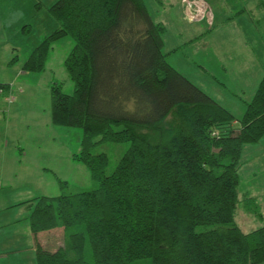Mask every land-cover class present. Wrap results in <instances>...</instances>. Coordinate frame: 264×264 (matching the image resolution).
<instances>
[{
    "label": "trees",
    "instance_id": "1",
    "mask_svg": "<svg viewBox=\"0 0 264 264\" xmlns=\"http://www.w3.org/2000/svg\"><path fill=\"white\" fill-rule=\"evenodd\" d=\"M49 10L59 26L22 70L43 71L53 44L73 39L64 67L74 91L51 85V120L83 128L73 159L98 185L28 201L36 239L62 226L67 241L50 251L37 240V264L263 263L264 225L245 232L235 213L243 147L264 136V76L239 119L167 61L166 27L144 0H57ZM103 142L129 144L108 175L109 155L91 152Z\"/></svg>",
    "mask_w": 264,
    "mask_h": 264
},
{
    "label": "rangeland",
    "instance_id": "2",
    "mask_svg": "<svg viewBox=\"0 0 264 264\" xmlns=\"http://www.w3.org/2000/svg\"><path fill=\"white\" fill-rule=\"evenodd\" d=\"M55 1L57 0L17 1L18 7H20L21 11L23 10L26 23L20 26L21 35H12L8 43L11 47H16L11 57L17 56V59L11 63L10 70L7 71L9 73L7 75V81L9 83L13 81L15 84L13 104L9 103L7 101L8 99H4L5 96L7 97V94L0 95V108L5 109L4 112L0 110V120H8V132L4 136L3 141L4 145H7L10 150L9 154L11 153L9 155L8 166L17 164L12 157L14 150L18 151V155L21 154L22 150H25L21 160L24 165L19 167L17 164L13 168L19 171V177L14 182H4L1 187L2 189L0 188L1 195L2 197H6L10 202L7 210H12L10 212L13 213L20 208L21 213L24 212L27 216L32 211V206L28 205L29 203L13 205L20 201H27L30 198L33 199L40 195V193H49V196H58L63 192L69 193L82 189H91L98 185V181L92 177L89 168L84 163L73 159V155L82 150L83 128L78 126H57L51 123V85L55 82L59 83L62 91L67 94H72L74 91V83L70 79L63 64L66 55L74 46L73 39L67 36L53 44L49 52L48 65L45 70L41 72H28L23 70L15 79V70L18 66L22 65L34 48L59 26V22L49 10V7ZM144 1L147 4L149 2V0ZM154 1L156 2V0ZM9 13L11 15L15 14L14 11H10ZM65 38L67 39L65 40ZM67 40H70L69 43L66 42ZM3 54L4 51L1 49L0 55L2 57H4ZM14 65L17 66L12 68ZM185 76L200 88L203 87L204 81H207L206 86L209 87L207 88L209 90L204 91H210L215 97H217V90H220L223 96L222 104L239 119L242 117L247 103L250 101L247 99H252L254 96V92L250 89L251 83L237 84L234 80L230 81L225 74H219V76L228 85V90L221 87L222 85L217 83V79H213V77L205 74L200 75L198 72H189ZM0 79L2 78L0 77ZM234 94L239 95V97H231ZM239 124L236 123V125ZM128 146L129 144L127 142H103L95 145L91 152L93 154L106 152L109 155L110 161L105 169V175H108L114 171ZM32 156L34 157L33 162L28 165L25 164ZM40 166H45L51 170L48 172ZM13 169H11V172ZM247 170L248 167L240 171L241 179L245 177ZM46 178L49 181L48 187L43 188L40 185L45 184L44 179ZM41 180L42 182H40ZM61 180L66 182L67 185L61 184ZM29 190L34 192L29 194L31 196L25 193ZM238 207L240 208L241 205ZM252 209L254 213L261 215L257 210V206H254ZM1 214L2 211H0ZM235 218L242 227L247 224H242L240 210H236ZM26 221H29V219L23 218L18 222L24 223ZM14 226L16 225H9L6 229L7 233L5 235L0 234V238H11L12 240L10 242L13 245H17L14 247H27L29 236L21 228L18 229L19 233H15L13 231ZM199 228L202 229L204 226H200ZM16 240L18 241L16 242ZM66 242L62 226L43 231V247L50 251H55L62 246L66 247ZM4 254V256L0 257V264H30L27 250L10 248ZM87 257L91 260L89 248H87ZM134 264H151V262L149 259H141Z\"/></svg>",
    "mask_w": 264,
    "mask_h": 264
},
{
    "label": "crops",
    "instance_id": "3",
    "mask_svg": "<svg viewBox=\"0 0 264 264\" xmlns=\"http://www.w3.org/2000/svg\"><path fill=\"white\" fill-rule=\"evenodd\" d=\"M17 1L0 0V45L2 44L0 50L4 51V57L0 55V77L2 78L0 79V84H8V87L4 88L3 92L0 91V95L7 94V97L4 95V99H8L7 101L12 104L14 99L10 100L9 96L10 93L12 94L11 96H14L15 84L13 81L12 83L7 81V75L9 74L7 71L11 68L10 60L16 47H11L8 43L12 35H21L20 26L26 23L23 10L21 11L20 7H18ZM153 1L149 0L148 4L147 2L145 4L154 21L161 22L166 27L163 34V52L168 59L167 61L174 68L183 75L189 72H198L200 75L211 76L213 79H217V83L222 85L221 87L228 90V85L219 76V74H225L230 81L234 80L237 84L251 83L250 89L255 94L264 76V0H204L209 5L210 12L193 22H189L184 16L182 0ZM10 11H14L15 14L11 15ZM69 41L67 40L66 42L69 43ZM12 48L14 50L11 51ZM23 64L15 70V79L23 71ZM16 66L14 65L12 68ZM206 83L208 82L204 81L203 87H201L202 90H209ZM205 92L222 104L223 96L220 90L216 92L217 97L210 91ZM231 97H239V95L234 94ZM0 110L2 112L5 111L4 108H0ZM7 132L8 120L2 119L0 120V188L4 182H14L19 177V171L13 169L17 164L19 167L24 165L21 160L25 150H22L20 155H18L17 150H14L12 157L17 164L8 166L11 153L9 154L10 150L3 142ZM33 158L32 156L25 164H31ZM241 161L242 165L239 172L247 167L248 170L245 177L243 179L240 178L238 185L240 197L238 206L241 205V207L237 206V210L241 212L242 224H247L242 227L237 220L236 222L243 231L250 232L264 225V136L259 142L244 145ZM40 167L48 172L51 170L45 166ZM11 169H13L12 172ZM44 180L45 184L40 186L47 188L49 181L47 178ZM1 189L0 211H2V214L0 215V234L5 235L8 226L15 224L13 231L19 233L18 229L21 228L29 236V242H27V247H14L17 245H13L10 242L11 238H0V257L4 256V253L10 248L27 250L29 263L37 264V240L43 245V233H40L36 240L29 221L18 222L23 218L29 219L30 215L27 216L24 212L21 213L20 208L13 213L10 212L12 210H7L10 202L6 197H2ZM25 193L31 196L29 194L34 192L29 190ZM44 194L49 196V193H40V195ZM28 201H20L13 206L23 205L28 203ZM254 206H257V210L261 215L253 212L252 208ZM10 244L12 245L10 246Z\"/></svg>",
    "mask_w": 264,
    "mask_h": 264
},
{
    "label": "built area",
    "instance_id": "4",
    "mask_svg": "<svg viewBox=\"0 0 264 264\" xmlns=\"http://www.w3.org/2000/svg\"><path fill=\"white\" fill-rule=\"evenodd\" d=\"M164 1V0H160ZM184 6V16L189 22L196 21L206 16L209 11V5L204 0H182ZM3 92V89H0ZM13 100V96H9Z\"/></svg>",
    "mask_w": 264,
    "mask_h": 264
}]
</instances>
